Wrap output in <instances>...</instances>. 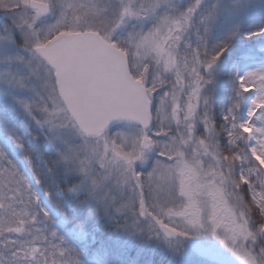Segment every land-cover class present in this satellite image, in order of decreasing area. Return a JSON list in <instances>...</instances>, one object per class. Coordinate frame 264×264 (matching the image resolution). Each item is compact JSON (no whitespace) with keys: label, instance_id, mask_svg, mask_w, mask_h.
<instances>
[{"label":"snow or ice","instance_id":"obj_1","mask_svg":"<svg viewBox=\"0 0 264 264\" xmlns=\"http://www.w3.org/2000/svg\"><path fill=\"white\" fill-rule=\"evenodd\" d=\"M0 264H264V0H0Z\"/></svg>","mask_w":264,"mask_h":264},{"label":"water","instance_id":"obj_2","mask_svg":"<svg viewBox=\"0 0 264 264\" xmlns=\"http://www.w3.org/2000/svg\"><path fill=\"white\" fill-rule=\"evenodd\" d=\"M195 243H200V242H195Z\"/></svg>","mask_w":264,"mask_h":264}]
</instances>
